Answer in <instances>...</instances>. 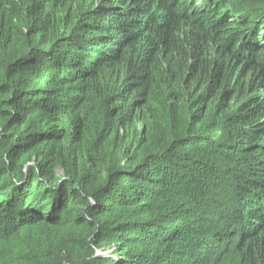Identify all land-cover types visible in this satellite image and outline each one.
I'll list each match as a JSON object with an SVG mask.
<instances>
[{"label":"trees","instance_id":"1","mask_svg":"<svg viewBox=\"0 0 264 264\" xmlns=\"http://www.w3.org/2000/svg\"><path fill=\"white\" fill-rule=\"evenodd\" d=\"M264 264V0H0V264Z\"/></svg>","mask_w":264,"mask_h":264},{"label":"rangeland","instance_id":"2","mask_svg":"<svg viewBox=\"0 0 264 264\" xmlns=\"http://www.w3.org/2000/svg\"><path fill=\"white\" fill-rule=\"evenodd\" d=\"M235 252H237V251L233 252V256H228V264H237V263H235L234 259L236 257H238V254H236Z\"/></svg>","mask_w":264,"mask_h":264}]
</instances>
